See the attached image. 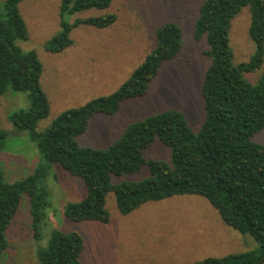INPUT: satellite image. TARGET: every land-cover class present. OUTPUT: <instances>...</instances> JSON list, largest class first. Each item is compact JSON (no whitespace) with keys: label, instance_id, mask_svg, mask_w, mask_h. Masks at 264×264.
Returning a JSON list of instances; mask_svg holds the SVG:
<instances>
[{"label":"trees","instance_id":"trees-1","mask_svg":"<svg viewBox=\"0 0 264 264\" xmlns=\"http://www.w3.org/2000/svg\"><path fill=\"white\" fill-rule=\"evenodd\" d=\"M23 1L5 0L0 13V98L8 91L27 94V108L12 112L8 121L19 131L30 133L46 164L12 183L5 181L0 169V264L8 247L7 232L23 198L32 237L41 239L49 205L44 184L50 165L56 163L81 179L86 189L82 200L65 207L64 216L71 222L108 223L105 200L111 193L121 216L147 203L198 196L217 211L225 225L251 236L258 248L193 264H264V145L253 141L264 129V74L255 84L245 78L259 70L264 60V1L204 0L198 7L192 39L204 42L203 54L209 61L200 86L205 117L198 132L191 130L181 112L167 110L129 124L106 148L81 147L77 137L86 132L94 116L114 115L124 102L147 94L162 67L178 57L181 28L174 22L159 26L153 48L115 92L64 110L37 133L36 124L49 115V102L40 86L42 66L37 55L19 45L28 38L19 10ZM111 4L112 0H60L59 30L47 41L46 50L64 52L73 45L72 34L80 27L103 30L113 25L116 15L106 12ZM245 8L247 35L254 50L245 62L236 64L229 33L233 20ZM90 10L105 13L72 22L65 19ZM6 139V131L0 129V151ZM156 139L171 149L170 163L143 157V151ZM143 168L148 170L147 177L113 183V178ZM83 247L78 232L53 230L46 246L37 248V262L83 264Z\"/></svg>","mask_w":264,"mask_h":264},{"label":"rangeland","instance_id":"rangeland-1","mask_svg":"<svg viewBox=\"0 0 264 264\" xmlns=\"http://www.w3.org/2000/svg\"><path fill=\"white\" fill-rule=\"evenodd\" d=\"M0 0V13L3 3ZM204 0H112L107 13L116 22L103 30L80 27L72 34L73 45L52 54L47 41L59 30L60 0H24L19 10L28 28V38L19 43L23 51H34L42 66L40 86L49 102V115L40 120L35 132H43L64 110L115 92L139 66L155 44V31L174 22L182 30V49L178 57L165 64L147 94L124 102L114 115L94 116L85 133L77 137L81 147L106 148L126 127L140 119L167 110L181 112L193 132H198L205 117L200 86L208 67L205 44L192 39L193 22ZM264 1V0H263ZM105 13V12H103ZM95 10L76 14L86 18L103 14ZM249 15L243 9L233 20L229 33L234 62H245L254 50L248 38ZM264 74L261 68L245 78L255 84ZM28 106L26 93L8 91L0 98V129L7 133L0 151V169L8 183L21 180L46 161L28 131H19L9 115ZM264 145V129L253 136ZM146 160L170 163L171 149L157 139L143 151ZM148 176L147 168L113 178V183L138 181ZM49 205L40 240L30 231V216L22 199L20 211L7 232L8 247L1 264H38L37 248L46 246L50 232L75 231L83 238V264H193L207 257H222L258 248L249 235L225 225L217 211L203 198L192 195L147 203L127 216H121L114 195L108 194L105 208L108 223L71 222L65 207L86 196L81 179L71 176L58 163L49 167L44 184ZM45 225V226H44Z\"/></svg>","mask_w":264,"mask_h":264}]
</instances>
